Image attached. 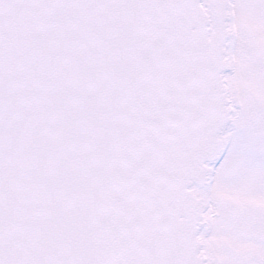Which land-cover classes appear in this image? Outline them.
<instances>
[{
  "label": "snow or ice",
  "instance_id": "obj_1",
  "mask_svg": "<svg viewBox=\"0 0 264 264\" xmlns=\"http://www.w3.org/2000/svg\"><path fill=\"white\" fill-rule=\"evenodd\" d=\"M0 264H264V0H0Z\"/></svg>",
  "mask_w": 264,
  "mask_h": 264
}]
</instances>
